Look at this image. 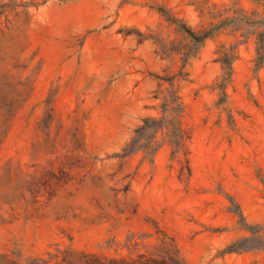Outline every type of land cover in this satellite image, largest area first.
<instances>
[{
  "label": "rangeland",
  "instance_id": "obj_1",
  "mask_svg": "<svg viewBox=\"0 0 264 264\" xmlns=\"http://www.w3.org/2000/svg\"><path fill=\"white\" fill-rule=\"evenodd\" d=\"M164 14L201 34L227 18L264 21V5L0 0V264L135 259L171 245L184 264H264L263 251L225 252L251 235L245 226H264V27L232 24L197 44ZM174 75L190 177L167 144L153 162L123 151L161 117L156 76Z\"/></svg>",
  "mask_w": 264,
  "mask_h": 264
},
{
  "label": "trees",
  "instance_id": "obj_2",
  "mask_svg": "<svg viewBox=\"0 0 264 264\" xmlns=\"http://www.w3.org/2000/svg\"><path fill=\"white\" fill-rule=\"evenodd\" d=\"M257 5H264V0H254ZM166 19L172 24L176 25L177 29L188 36L193 42L197 44H203L208 38L215 36L223 28L232 24H248L257 28L261 26L264 21L254 20L252 22L249 16H240L241 21L232 22L237 20L236 18H227L219 24L214 25L203 33H197L189 26L184 24L181 20L170 14H164ZM227 61L222 62V73L220 82L216 88L220 89L224 95H226V88L232 82L234 69L233 64L237 57L232 54L227 55ZM159 80L158 89L155 93V98L161 101L160 104V118L147 117L143 120V124L139 126L135 131V137L124 148V156L133 154L134 152L142 151L145 154V158H149L151 162L159 151V149L167 144L171 148V161H176L180 164L186 163L188 169V176L192 175V168L190 166V150L188 142L191 138L190 133L185 129L183 125V118L185 115V106L182 101V97L179 94V90L175 89V82L177 75L165 77L156 76ZM165 83H168L170 87H165L167 93L163 89ZM160 136V140H156ZM184 171V170H183ZM237 213V212H236ZM241 219L243 218L242 212H238ZM251 233L250 236L241 237L233 241L225 249L226 253L233 252H248V251H263L264 252V226L247 227ZM163 250V249H161ZM164 255H147L140 254L137 258H108L103 260L96 256H91L89 260L84 264H184V261L180 257L179 251L174 245L170 247H164Z\"/></svg>",
  "mask_w": 264,
  "mask_h": 264
}]
</instances>
